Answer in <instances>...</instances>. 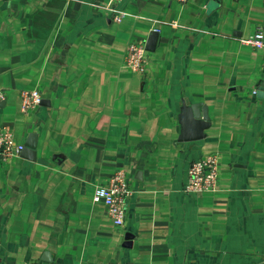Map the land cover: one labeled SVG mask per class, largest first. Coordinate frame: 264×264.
<instances>
[{
  "label": "crops",
  "instance_id": "0c3cea01",
  "mask_svg": "<svg viewBox=\"0 0 264 264\" xmlns=\"http://www.w3.org/2000/svg\"><path fill=\"white\" fill-rule=\"evenodd\" d=\"M0 0V124L35 159L0 157V264H260L264 258V0ZM154 33V34H152ZM152 37L143 74L128 41ZM155 36V39H154ZM42 100L21 110L20 92ZM207 107L180 141V106ZM219 157L218 189L182 190ZM123 169L115 226L94 188Z\"/></svg>",
  "mask_w": 264,
  "mask_h": 264
},
{
  "label": "built area",
  "instance_id": "2783aa9c",
  "mask_svg": "<svg viewBox=\"0 0 264 264\" xmlns=\"http://www.w3.org/2000/svg\"><path fill=\"white\" fill-rule=\"evenodd\" d=\"M121 0H110L108 8L111 18L120 22L125 13L117 8ZM181 4L188 0H178ZM244 42L257 48H264V31L261 28L246 38ZM148 51L143 40L128 41L124 63L127 69L134 73L143 74L146 67ZM4 92L0 88V101ZM21 110L23 112L34 109L42 100V94L37 89H24L20 92ZM24 144L16 141L11 128L0 124V157L7 160L18 156ZM219 157L215 152L205 153L192 160L186 170V181L182 190L186 193L215 191L218 189ZM131 195V189L123 169H117L103 183L97 184L93 192V200L101 201L106 214L115 226H121L126 216V202ZM26 264H32L26 262ZM260 264H264V258Z\"/></svg>",
  "mask_w": 264,
  "mask_h": 264
},
{
  "label": "water",
  "instance_id": "95a60500",
  "mask_svg": "<svg viewBox=\"0 0 264 264\" xmlns=\"http://www.w3.org/2000/svg\"><path fill=\"white\" fill-rule=\"evenodd\" d=\"M152 37L153 35L145 43L146 50L150 49ZM261 86H264V82ZM178 119L181 125L180 134L178 136L180 141L199 140L206 136L204 130L209 127V116L205 105H202L201 103L187 104L186 102H183L180 106ZM31 138H33V135L30 137V140L24 144L20 154L22 156L26 155V157L34 160L35 142Z\"/></svg>",
  "mask_w": 264,
  "mask_h": 264
}]
</instances>
